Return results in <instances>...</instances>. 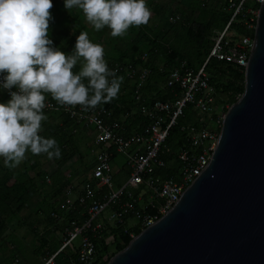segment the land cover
<instances>
[{"label":"rangeland","instance_id":"374dc122","mask_svg":"<svg viewBox=\"0 0 264 264\" xmlns=\"http://www.w3.org/2000/svg\"><path fill=\"white\" fill-rule=\"evenodd\" d=\"M147 6L151 10L147 24L131 26L126 35L114 37L107 26L95 30L81 9L67 10L64 0H53L50 11L55 19L50 23V35L55 46L71 54L77 36L86 31L90 40L103 45L108 64L122 60L133 62L148 54L153 71L145 91L149 97L162 93L167 71L179 61L186 60L191 67L198 68L208 60L221 37L225 43L238 45L245 36L239 26L242 21L247 26L248 18L241 22L235 19L236 6L229 0H192L190 4L186 0H147ZM231 22L233 25L229 28ZM139 34L143 35L145 42L136 50L133 41ZM80 67L78 64L75 68L79 71ZM214 71L213 66L210 73L213 75ZM221 85L222 82L217 81L219 88L213 112L216 117L223 116L231 106L228 96L221 91ZM133 92L132 82L123 77L115 99L127 103ZM9 98L8 91L0 88V101ZM45 114L48 119L42 122L41 135L57 140L59 157L27 152L26 158L13 168L0 157V264H56L52 259L58 252L70 250L72 254L75 253L72 248L79 246V241L75 240L72 247L64 248L68 238L66 228L81 221L75 213L83 215L77 197L83 181L90 178L95 134L88 126L68 120L59 112ZM208 126L214 128L215 122L208 119ZM124 159V156L115 157L113 191L120 189L126 180ZM68 191L73 195L74 206L53 219L52 213ZM129 191L134 193L133 189ZM130 199L129 196L127 200ZM152 199L151 195L142 199L140 207H145ZM105 224L104 242L108 250L101 257L100 252H96L98 264L105 263L118 252V236L115 234L118 224L107 219ZM136 224L134 219H128L125 228L137 235L133 231Z\"/></svg>","mask_w":264,"mask_h":264},{"label":"built area","instance_id":"2783aa9c","mask_svg":"<svg viewBox=\"0 0 264 264\" xmlns=\"http://www.w3.org/2000/svg\"><path fill=\"white\" fill-rule=\"evenodd\" d=\"M236 6L234 18L246 12L248 29H255L254 18L264 0H229ZM250 6L246 8V4ZM254 38L244 36L241 43H225L221 37L212 48L208 60L198 68H192L186 60L173 65L166 77L164 88L171 97L148 99L143 91L152 70L147 65L148 54L140 63L115 61L109 68L116 70L118 77H126L134 87L137 108L115 117V111L105 106L84 110L81 106H61L48 94L44 112H60L71 120L88 126L95 134L94 161L90 178L83 181L77 201L88 213L81 224L67 227V242L64 248L75 240L79 241L78 264H98L94 238L102 237L106 230L105 219L125 227L128 219H134L141 230L155 223L168 213L178 202L184 190L194 182L208 165L217 146L223 116H213L217 91L211 82L207 64L211 58L234 63L245 69L253 46ZM2 79V78H0ZM191 120H188L190 119ZM208 119L215 122L208 126ZM179 127L183 143L178 147L176 164L178 179L164 178L157 174L167 167L165 155L171 152L167 146L170 130ZM124 156L127 177L122 187L111 190L116 180L115 157ZM108 191L105 194L104 191ZM110 189V190H109ZM133 189L134 193H129ZM127 193L128 195H125ZM130 196L125 201L123 197ZM151 195L145 207L142 199ZM75 200L71 191L52 213L68 212ZM134 237V233L131 232ZM73 245H71L72 247ZM54 258V257H53ZM53 260V259H52Z\"/></svg>","mask_w":264,"mask_h":264},{"label":"water","instance_id":"95a60500","mask_svg":"<svg viewBox=\"0 0 264 264\" xmlns=\"http://www.w3.org/2000/svg\"><path fill=\"white\" fill-rule=\"evenodd\" d=\"M106 264H264V2L244 92L223 117L208 165Z\"/></svg>","mask_w":264,"mask_h":264},{"label":"clouds","instance_id":"9594fccd","mask_svg":"<svg viewBox=\"0 0 264 264\" xmlns=\"http://www.w3.org/2000/svg\"><path fill=\"white\" fill-rule=\"evenodd\" d=\"M64 6L81 9L95 30L107 26L114 37L151 17L147 0H64ZM52 8L53 0H0V88L10 96L0 101V157L10 168L27 152L60 156L57 140L41 135L47 94L61 106L88 110L111 102L120 91L123 77L109 68L103 45L86 31L71 54L54 45Z\"/></svg>","mask_w":264,"mask_h":264},{"label":"trees","instance_id":"16d2710c","mask_svg":"<svg viewBox=\"0 0 264 264\" xmlns=\"http://www.w3.org/2000/svg\"><path fill=\"white\" fill-rule=\"evenodd\" d=\"M191 1L192 0H186V2L188 4H190ZM238 1L239 0H235L236 3H238ZM249 6H250V3H247L246 8H248ZM259 7H260V5H255L256 9H259ZM246 17L249 18L247 13L244 11V12H241L238 15H236L235 19H240V22H241V20H243ZM256 19H257V17H255L254 21H253L254 26H256ZM241 23H240L239 28L242 29V32L244 33V35L245 36H251L254 38V30L255 29L254 28L253 29H247L248 27L245 26L243 21ZM232 25H233V22L230 23L229 28ZM144 42L145 41H144L143 35L139 34L136 37V39L133 41L134 48L136 50L140 49V47L144 44ZM133 62L134 63H140L142 61L141 60H135ZM147 65L151 68V65L149 64V60L147 62ZM213 66H214L215 71L213 72V75H212L210 73V69ZM194 68H197V67H194ZM169 70L167 71L166 77L168 75ZM207 70L210 74L211 82L215 86L216 91H217V88H219V86H216L217 81H219V82L221 81L222 82L221 91L224 92L228 96L230 104L232 105L235 102H237V100L241 97V95L243 94L244 89H245V72H244V70L242 68L238 67L237 65H235L234 63H230L227 61H219L216 58H211L209 60V62L207 64ZM73 71L77 72L78 68L73 69ZM152 73H153V71H152ZM152 77H153V74L151 75V78L148 80L146 86L144 87V91H143L144 96L147 97L148 99H152V100L154 98H159V99H165L166 98L167 99L168 97H171V95L169 93H167L168 91L165 88H163L162 93L160 92L158 94V96L149 97L146 94V92H145L146 88H147L149 82L152 80ZM166 77H165L163 85L165 84ZM99 106H105V107H109V108L114 109L116 118H120L124 113L130 112L133 109L137 108V104H136L135 99H134V92H133V97L127 103H125L124 101H121L119 99L113 98V100L111 102L106 103V104H101ZM61 114L64 115L68 120H71L67 115H65L63 113H61ZM188 120H191V118ZM71 121H73V120H71ZM183 138H184L183 134H182L179 127H174L170 130V137L167 141V146L170 147L171 152L169 154L165 155V157H164L168 161V165H167V167L161 168L157 171V174L159 176L164 177V178L178 179V174H177L178 168L176 166V164H178V158H177L176 153H177L178 147L181 146L182 143L184 142ZM93 161H94V158H93ZM106 192H108V191H106V189H105V191H104V193H102V195L105 194ZM123 199L125 201H128L127 200L128 197L125 195H124ZM79 208H80V212L83 215L80 216L77 213H75V216L78 217L79 220H81L79 222V224H81L88 217V213L82 206H79ZM52 218L55 219V217H52ZM125 227L118 226L115 229L116 230L115 234H116V236H118V242L116 245L118 252L120 250L124 249L133 238L131 236V231L129 229L127 230ZM133 231H135L136 234H139L141 229L138 227H133ZM105 234H106V230L103 232L102 237L94 238V242L96 244V250L98 249L99 251H97V252H100V254H101L99 257H101L108 250V247L106 246V244L104 242ZM72 249L75 253L77 252L76 248H72ZM69 252H70V250L58 252L54 256L52 261H54L56 264H78L77 253L71 254V252L70 253ZM109 260L110 259H108L103 264H106ZM97 263H98V261H97Z\"/></svg>","mask_w":264,"mask_h":264}]
</instances>
